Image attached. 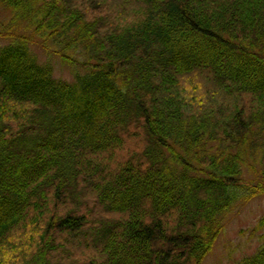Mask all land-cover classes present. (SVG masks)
Wrapping results in <instances>:
<instances>
[{"label":"trees","instance_id":"16d2710c","mask_svg":"<svg viewBox=\"0 0 264 264\" xmlns=\"http://www.w3.org/2000/svg\"><path fill=\"white\" fill-rule=\"evenodd\" d=\"M0 3V264H203L264 196V0Z\"/></svg>","mask_w":264,"mask_h":264},{"label":"rangeland","instance_id":"374dc122","mask_svg":"<svg viewBox=\"0 0 264 264\" xmlns=\"http://www.w3.org/2000/svg\"><path fill=\"white\" fill-rule=\"evenodd\" d=\"M8 13L0 3V22L8 19ZM6 39L0 38V44H5ZM36 52L42 62H50L54 68L56 78L74 82L77 75L84 72L79 66L65 64L60 58L49 57L44 51L37 48ZM260 168L259 161L254 162ZM253 172L247 165L244 177L251 181ZM264 217V196L258 197L235 212L229 219L227 226L216 243L213 252L208 255L203 264H234L236 260L253 254L259 246L258 238L252 237L253 229Z\"/></svg>","mask_w":264,"mask_h":264}]
</instances>
